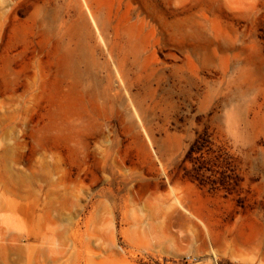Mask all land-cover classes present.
<instances>
[{"label":"rangeland","instance_id":"1","mask_svg":"<svg viewBox=\"0 0 264 264\" xmlns=\"http://www.w3.org/2000/svg\"><path fill=\"white\" fill-rule=\"evenodd\" d=\"M0 264H264V0H0Z\"/></svg>","mask_w":264,"mask_h":264}]
</instances>
